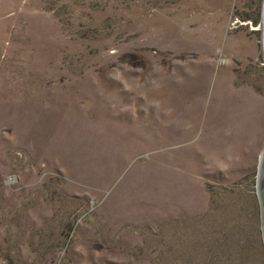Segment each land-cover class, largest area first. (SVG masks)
Here are the masks:
<instances>
[{"label": "rangeland", "instance_id": "obj_1", "mask_svg": "<svg viewBox=\"0 0 264 264\" xmlns=\"http://www.w3.org/2000/svg\"><path fill=\"white\" fill-rule=\"evenodd\" d=\"M264 0H0V264H264Z\"/></svg>", "mask_w": 264, "mask_h": 264}, {"label": "water", "instance_id": "obj_2", "mask_svg": "<svg viewBox=\"0 0 264 264\" xmlns=\"http://www.w3.org/2000/svg\"><path fill=\"white\" fill-rule=\"evenodd\" d=\"M257 193L261 206V222L264 237V151L262 154L261 162L259 165V171L257 174Z\"/></svg>", "mask_w": 264, "mask_h": 264}]
</instances>
